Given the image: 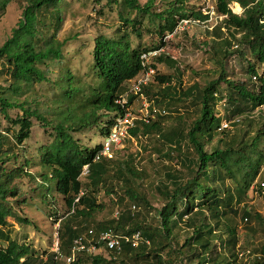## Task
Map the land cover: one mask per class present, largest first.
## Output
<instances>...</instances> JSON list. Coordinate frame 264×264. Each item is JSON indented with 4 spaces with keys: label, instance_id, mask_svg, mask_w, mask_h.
<instances>
[{
    "label": "trees",
    "instance_id": "trees-1",
    "mask_svg": "<svg viewBox=\"0 0 264 264\" xmlns=\"http://www.w3.org/2000/svg\"><path fill=\"white\" fill-rule=\"evenodd\" d=\"M14 1H23L25 6L16 28L0 46V77L8 83L7 88H0V114L9 119L7 111L17 108L22 115L10 120L18 128L14 138L9 141L5 134L0 133V228H4L6 219L13 216L9 204H6V195L15 197L16 187L11 181L13 174L22 170L19 167L6 173L3 165L9 158L4 154L20 148L29 138L31 119L34 118L43 128L50 127L53 132L50 142L39 148L37 153L40 163L48 167L56 191L63 197L67 209V215L64 220L60 219L56 231L61 254H68L73 240L87 230L85 224L103 211L104 204L97 202V194L103 191L105 196H116L113 203L116 208L123 203H128V208L116 210L115 218L96 226V234L104 230L125 236L139 232L149 242V246L140 244L137 248L122 243L121 256L132 264H174L173 259L177 256L184 260L183 249H186V254L191 253L189 258H185L188 261L186 264H193L194 261L195 264H235L238 259L246 261L233 250L227 258L213 256L212 240L213 233L222 226L229 236L225 244L233 249L235 228L228 223L220 224V221L239 214L247 222L251 217L260 220L256 213L252 216L238 207L244 202L251 186L255 182L260 185L263 179L264 78L256 71V65L264 64V24L260 23L264 19V0H216L214 12L222 18L212 30L213 45L204 44V52L210 51L217 57L216 63L221 68L217 79L202 87L195 84L184 90L180 87L177 97L175 84L171 86V75L155 74L152 83L142 88L153 118L147 124L135 121L134 128L128 131L126 142L136 143L140 136H153L167 148V157L168 152H176L177 155V168L165 171L164 180L154 188L164 200L158 210L152 209L146 197L140 195L135 187L134 180L140 178L141 173L132 167L137 161L134 160L136 154L127 155L125 160L119 161L108 158L100 154L101 144L86 147L73 134L99 126L101 136L107 137L114 119L137 98L129 95L124 108L117 102L126 94L128 83L142 72L140 55L163 44L139 49L132 46L130 35L141 37V28L144 27L147 33L162 38L173 33L178 20H206L207 16L187 11L184 5L188 0H172L158 12L155 0H146L143 5L139 0H104V7L118 8L120 27L113 36L99 35L93 40L89 71L94 76V85L87 86L85 90L84 84L75 81L69 70L58 77L56 85L61 89V102L68 104L63 119L51 123L37 108H31L26 101L18 102L17 97L24 90L48 83L50 73L46 66L59 65L64 59L63 48L68 40L59 41L55 33L65 0H0V17L8 4ZM230 3L239 6L242 10L240 15L231 12L228 8ZM51 28L53 33L49 34ZM231 57L245 61V82L227 77L224 62ZM155 60L158 64L177 66L165 56ZM152 67L155 69L153 63ZM252 77L256 78L255 82H252ZM154 82L159 89L153 93L151 87ZM181 100H188L194 106V120L186 122L177 116L173 122L185 121L186 125L164 128V123L171 119V111L175 110L171 105ZM222 100H225L223 118L231 127L228 131L220 130L217 105ZM244 125L245 130L242 131L240 127ZM207 144L210 145L208 149ZM84 166H87V174L81 176ZM41 177H44V182L47 181L45 175ZM119 186L122 194L116 192ZM129 206L132 210L143 209L146 215L154 211L151 222L137 218L138 212L133 213ZM14 219L27 223L25 218ZM211 220L213 224L208 222ZM181 223L190 235L177 248V243L171 240L173 231ZM0 238L6 241V246L0 247V264H57L53 253L41 261L28 244L10 240L1 231ZM218 239L221 240L220 236ZM260 252H264V247ZM163 253L169 258H165V262L161 256ZM83 262L112 264L111 260L106 261L100 255H84L75 264ZM243 264H264V261L253 259Z\"/></svg>",
    "mask_w": 264,
    "mask_h": 264
},
{
    "label": "rangeland",
    "instance_id": "rangeland-1",
    "mask_svg": "<svg viewBox=\"0 0 264 264\" xmlns=\"http://www.w3.org/2000/svg\"><path fill=\"white\" fill-rule=\"evenodd\" d=\"M146 0H139L143 5ZM172 0H155V9L162 10L166 3ZM216 0H188L184 7L187 11L199 12L201 15L207 16L206 20L188 19L186 24L182 21H177L176 28L172 34H165L160 38L155 34H149L145 28H141V37L137 38L134 35L129 36V40L133 47L138 46L139 49L154 48L160 43L163 44L165 52L170 56L177 66H168L165 63L158 64L154 59L156 75H171L173 78L172 85L175 84L176 97L179 95L178 88H188L190 86L199 85L204 86L208 82L217 79L220 73V66L216 63L217 57L209 51L204 52V44L213 45L212 30L222 17L215 14ZM25 2L14 1L8 4L2 16L0 17V46L10 37L11 30L16 28L17 22L21 19L22 7ZM105 1L100 0H65L64 6L60 12V24L55 33L56 39L59 41L68 40V43L63 48V61L59 65H47L50 75L48 83L36 85L29 90H24L17 98L18 102L26 101L30 107L37 108L39 112L46 117L51 123L60 122L63 119V113L67 110L68 102H61L60 86L58 87V77L65 71L69 70L75 77V81H80L84 84L83 88L94 85V76L89 71L91 64L93 40L99 35L113 36L115 31L120 27L118 20V8L113 6L111 8L104 7ZM228 8L234 14L240 15L242 10L235 3H230ZM186 21V20H184ZM48 24V21H47ZM147 25V23H145ZM46 26L45 28H48ZM224 32V30H222ZM53 33L51 28L49 34ZM155 49V48H154ZM153 50V49H151ZM173 59H172V58ZM45 68V67H44ZM224 69L227 77L234 81L245 82L246 63L241 58H232L224 62ZM256 71L264 78V64H257ZM180 83V86L178 84ZM151 87V92L158 91L159 87L155 85ZM8 83L5 82L4 77H0V88H7ZM61 86L63 83L61 82ZM128 87V86H127ZM221 87H224L221 84ZM162 88V86H161ZM180 98V97H179ZM147 105V104H145ZM129 110L135 117H142L144 108L142 102L137 98L128 105ZM175 110L171 111V119L164 123V128L174 127L176 125L183 126V123L190 122L195 118L194 106L189 101L181 100L174 102L171 105ZM220 114L223 117L222 108L219 106ZM218 111V112H219ZM255 113V112H254ZM179 114V115H178ZM256 114V113H255ZM9 119H5L0 114V133L5 134L10 141L14 138L18 128L13 126L10 120H14L17 116H21L22 112L15 108L7 111ZM180 116L185 121L173 122L174 118ZM31 129L29 138L23 142L22 146L14 149L9 153L4 154L9 160L5 163L4 171L6 173L13 172L19 167H22L20 173L13 174L14 178L11 181L12 185L16 187V195L12 197L6 195V204H9L13 216L6 219L7 223L4 228H0L3 235L8 236L10 240H15L20 244H28L34 251L35 255L44 261L52 254L54 243L56 241V221L64 220L67 215V209L63 203V197L56 191L55 181L49 175L48 167L43 166L39 161L37 150L43 145L50 142L52 131L50 127L43 128L42 125L34 118L31 119ZM245 125L240 127L244 131ZM230 126L227 131L230 130ZM82 145L86 147H93L97 144H102L104 138L101 136L99 126L91 127L79 133L73 134ZM219 139L215 138V140ZM206 145V149L209 148ZM7 149L6 146L3 148ZM14 153V155H12ZM137 161L132 164V167L141 171L140 178L134 180L135 187L140 195L146 197L149 206L158 210L162 207L164 200L155 192V186L158 182L163 181V174L168 169L175 170L177 168L176 152H168L169 157L166 156L167 148L162 146L153 136H140L137 142L130 140L125 142L122 146L114 149L110 154L113 159L125 160L127 155H135ZM159 156V157H158ZM0 166H2L0 164ZM264 173V170H263ZM262 173V175H263ZM41 175L47 177V181H43ZM121 186L117 188L116 192L120 191ZM116 196H105L103 191L97 194V202L104 204L103 211L94 215L93 220L85 224L87 230L91 229L95 232V227L99 224H105L107 221L114 218L116 210L127 209L128 203L118 204V208L113 204ZM132 206V205H131ZM129 206V207H131ZM244 208L252 216L256 213L260 220L251 217L248 222L241 218L239 214L236 217H228L227 220H221L220 224L228 223L235 228V246L233 249L226 246V241L229 236L224 232L223 227L219 226L217 231L213 234V256H230V252L238 253L241 250H248L251 254L260 252L264 247V197H258L250 191L244 202L238 207ZM133 213L138 212L137 218H144L151 222V216L146 215L143 209L130 208ZM14 217L26 219L27 223L17 222ZM78 221V220H77ZM75 222V221H74ZM213 224V221H208ZM84 225L83 222H81ZM155 225L154 222H152ZM81 225V226H82ZM75 226H77L75 224ZM114 232V231H112ZM84 233V232H83ZM82 233V234H83ZM190 231L187 230L181 223L173 231V238L171 241L177 243L179 248L186 239H188ZM220 236L221 240L218 239ZM6 241L0 238V247H5ZM175 248L173 244L170 245ZM184 260L182 264H186V259L191 253L186 254V249H183ZM106 261L111 260L112 264H118L123 261L124 264H132L125 260L121 254L114 255L110 252L101 250L99 254ZM162 258L164 262L166 254L163 253ZM173 259V256H170ZM169 259V258H167ZM179 256L174 258V264H180ZM253 259L236 261L235 264H243L244 262H251ZM58 264H60L58 262ZM83 264H87L83 262ZM137 264H151L150 262ZM195 264V261L193 262Z\"/></svg>",
    "mask_w": 264,
    "mask_h": 264
},
{
    "label": "built area",
    "instance_id": "built-area-1",
    "mask_svg": "<svg viewBox=\"0 0 264 264\" xmlns=\"http://www.w3.org/2000/svg\"><path fill=\"white\" fill-rule=\"evenodd\" d=\"M181 21L185 24L189 22V20ZM260 23L264 24V19H262ZM162 56L170 58V56L165 52L163 47L150 50L140 55V60L143 67L142 72L128 83L126 94L117 102L121 105L122 108H124V105L127 103V97L129 95L137 96V99L142 102L144 114L142 115V117L134 118V116L129 110V106L124 108V113L114 119L110 133L107 137L104 138V141L101 144L100 154L102 156L111 158L110 154L112 153V151L122 146L128 139V131L134 128L135 121L141 120L147 124L149 120L153 118V116L149 114V104L147 103L144 98V95L142 94V88L152 83L153 77L156 74L155 69L152 67V61ZM255 81L256 78L252 77V82ZM219 106H221L223 111V108L225 107V100L220 101L217 105V108H220ZM229 126L230 123L227 122L225 118L221 117L220 130H226L229 128ZM263 170L264 165L262 167V172ZM86 174L87 166H84L81 176H86ZM250 192L258 197L264 196V173L260 185L256 184L255 182L251 186ZM116 215L117 213H115V216ZM244 220L246 221V219ZM122 243H128L132 248H137L140 244H145L147 246L149 245V242L145 240L139 232H134L131 235L125 236L117 235L110 230H106L101 231L99 234L96 235L93 230L89 229L86 233L79 235L73 240L68 255L64 256L60 254V252L58 251V245L56 240L53 249V252L55 253L54 259L55 261L60 262L61 264H75L84 255H99L101 250L119 255L122 251ZM238 257H243L245 259L251 258L257 261H264V252L251 254L250 251L244 250L239 252Z\"/></svg>",
    "mask_w": 264,
    "mask_h": 264
},
{
    "label": "clouds",
    "instance_id": "clouds-1",
    "mask_svg": "<svg viewBox=\"0 0 264 264\" xmlns=\"http://www.w3.org/2000/svg\"><path fill=\"white\" fill-rule=\"evenodd\" d=\"M115 217H116V216H114V218H115ZM59 221H60V219L56 222L57 227H58V223H59ZM56 231H57V229H56ZM104 231H105V230H104ZM86 232H87V230H86L84 233H86ZM93 232H94V231H93ZM100 232H101V231H100ZM100 232H99V233H100ZM84 233H83V234H84ZM94 233L96 234V232H94ZM99 233H98V234H99ZM80 235H81V234H80ZM96 235H97V234H96ZM141 236H142V235H141ZM56 237H57V235H56ZM56 240H57V238H56ZM72 243H73V242H72ZM57 245H58V243H57ZM148 246H149V245H148ZM69 250H70V249H69ZM52 251H53V250H52ZM58 251H59V250H58ZM241 251H244V250H241ZM241 251H238V254H239V252H241ZM52 253L54 254V257H55V253H54V252H52ZM68 253H69V252H68ZM60 254H61V253H60ZM120 254H121V252H120ZM120 254H119V255H120ZM62 255H63V254H62ZM67 255H68V254H67ZM114 255H116V254H114ZM64 256H65V255H64ZM56 262H57V261H56ZM59 263H60V262H59ZM57 264H58V262H57ZM60 264H61V263H60Z\"/></svg>",
    "mask_w": 264,
    "mask_h": 264
}]
</instances>
